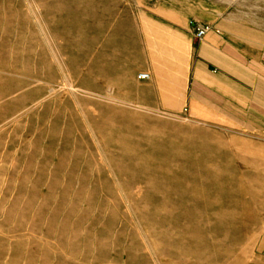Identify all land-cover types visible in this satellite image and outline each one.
I'll return each instance as SVG.
<instances>
[{
	"label": "rangeland",
	"instance_id": "1",
	"mask_svg": "<svg viewBox=\"0 0 264 264\" xmlns=\"http://www.w3.org/2000/svg\"><path fill=\"white\" fill-rule=\"evenodd\" d=\"M178 6L0 0V264H264V128L190 102Z\"/></svg>",
	"mask_w": 264,
	"mask_h": 264
},
{
	"label": "crops",
	"instance_id": "2",
	"mask_svg": "<svg viewBox=\"0 0 264 264\" xmlns=\"http://www.w3.org/2000/svg\"><path fill=\"white\" fill-rule=\"evenodd\" d=\"M177 21L207 28L195 43L190 102L254 133L264 128V0H178Z\"/></svg>",
	"mask_w": 264,
	"mask_h": 264
},
{
	"label": "built area",
	"instance_id": "3",
	"mask_svg": "<svg viewBox=\"0 0 264 264\" xmlns=\"http://www.w3.org/2000/svg\"><path fill=\"white\" fill-rule=\"evenodd\" d=\"M191 26H192V28H194L195 40L200 41L204 37V35L207 31V28L205 26H202V25L196 23V22H191ZM148 77H149V75L145 74V73L140 75V78H142V79H147Z\"/></svg>",
	"mask_w": 264,
	"mask_h": 264
}]
</instances>
